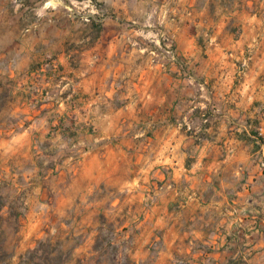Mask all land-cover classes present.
Wrapping results in <instances>:
<instances>
[{
    "label": "rangeland",
    "instance_id": "obj_1",
    "mask_svg": "<svg viewBox=\"0 0 264 264\" xmlns=\"http://www.w3.org/2000/svg\"><path fill=\"white\" fill-rule=\"evenodd\" d=\"M230 1L0 0V264H154L165 234L132 180L140 139L102 138L74 84L95 68L155 76L177 109L200 108L199 69Z\"/></svg>",
    "mask_w": 264,
    "mask_h": 264
},
{
    "label": "crops",
    "instance_id": "obj_2",
    "mask_svg": "<svg viewBox=\"0 0 264 264\" xmlns=\"http://www.w3.org/2000/svg\"><path fill=\"white\" fill-rule=\"evenodd\" d=\"M230 2L199 69L211 91L200 108L177 109L175 88L155 76L130 84L95 68L74 84L102 138L140 139L132 180L165 234L152 240L154 264H264V147L252 136L264 132V0Z\"/></svg>",
    "mask_w": 264,
    "mask_h": 264
},
{
    "label": "trees",
    "instance_id": "obj_3",
    "mask_svg": "<svg viewBox=\"0 0 264 264\" xmlns=\"http://www.w3.org/2000/svg\"><path fill=\"white\" fill-rule=\"evenodd\" d=\"M3 99H4V95H3V93L0 92V111L4 106V100ZM257 130L258 129H256V131L254 133H252V136L254 137V139H256V141L258 142L259 145H264V138L259 137ZM2 209H3V201H2V198L0 197V232H2V223H1V221H2V216H1ZM1 250L3 251L2 246L0 248V251Z\"/></svg>",
    "mask_w": 264,
    "mask_h": 264
},
{
    "label": "built area",
    "instance_id": "obj_4",
    "mask_svg": "<svg viewBox=\"0 0 264 264\" xmlns=\"http://www.w3.org/2000/svg\"><path fill=\"white\" fill-rule=\"evenodd\" d=\"M257 131H258L259 137L264 138V132L261 129H258ZM262 146L264 147V145H262ZM260 168L264 170V153H263V155L261 157Z\"/></svg>",
    "mask_w": 264,
    "mask_h": 264
}]
</instances>
